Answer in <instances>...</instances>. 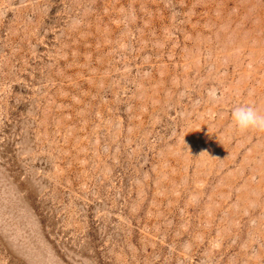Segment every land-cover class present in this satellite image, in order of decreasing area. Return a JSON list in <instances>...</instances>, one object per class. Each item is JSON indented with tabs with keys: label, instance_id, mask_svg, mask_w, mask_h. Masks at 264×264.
Here are the masks:
<instances>
[{
	"label": "rangeland",
	"instance_id": "obj_1",
	"mask_svg": "<svg viewBox=\"0 0 264 264\" xmlns=\"http://www.w3.org/2000/svg\"><path fill=\"white\" fill-rule=\"evenodd\" d=\"M264 0H0V264H264Z\"/></svg>",
	"mask_w": 264,
	"mask_h": 264
},
{
	"label": "clouds",
	"instance_id": "obj_2",
	"mask_svg": "<svg viewBox=\"0 0 264 264\" xmlns=\"http://www.w3.org/2000/svg\"><path fill=\"white\" fill-rule=\"evenodd\" d=\"M233 124L239 130H264V115L252 105H238L231 113Z\"/></svg>",
	"mask_w": 264,
	"mask_h": 264
}]
</instances>
